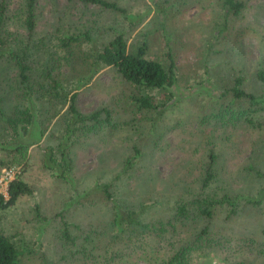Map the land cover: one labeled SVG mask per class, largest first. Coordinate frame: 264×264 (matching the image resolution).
Listing matches in <instances>:
<instances>
[{
  "label": "rangeland",
  "instance_id": "374dc122",
  "mask_svg": "<svg viewBox=\"0 0 264 264\" xmlns=\"http://www.w3.org/2000/svg\"><path fill=\"white\" fill-rule=\"evenodd\" d=\"M111 1L135 16L139 25L130 29L131 42L145 33L151 58L167 53L169 41L179 72L177 98L157 113L134 111L133 89L114 68L92 74L90 46L81 44L72 67L61 70L63 93L78 94L81 113L109 109L113 120L96 134L77 132L68 139L71 117L68 105L61 106L25 161L0 168V177L4 169L16 168L14 180L34 189V196L22 197L0 215V231L25 242L23 264H162L207 223L190 221L176 231L169 225L170 233L141 236L129 249L127 235L112 226L115 215L168 223L182 190L198 189L213 164L212 185L220 196L250 201L241 200L234 212L222 203L214 209L209 225L217 244L195 264H264V110L250 117L255 121L250 125L247 114H240L247 102L221 97L239 78L247 93L264 95L256 78L264 70V0H238L242 10L228 20L220 0ZM9 2L17 9L23 0ZM66 3L40 0L39 29L59 36L91 29L98 44L113 28L129 30V22L92 6L86 14L65 16ZM130 157L139 159L127 168ZM2 158L6 153L0 150ZM7 188L0 185V193L7 196Z\"/></svg>",
  "mask_w": 264,
  "mask_h": 264
},
{
  "label": "trees",
  "instance_id": "16d2710c",
  "mask_svg": "<svg viewBox=\"0 0 264 264\" xmlns=\"http://www.w3.org/2000/svg\"><path fill=\"white\" fill-rule=\"evenodd\" d=\"M39 1L23 0L19 8L10 9L9 0H0V150L6 153V159H0V168L11 167L10 165L25 161L28 150L41 142L47 123L58 117L61 106L68 105V115L71 117L68 139L77 132L86 135L90 132L91 135L96 134L100 128L112 122V112L109 109L83 114L77 106L78 94L63 93L61 70L72 67L75 49L81 44L90 46L88 57H91L92 74L98 73L104 67L114 68L123 81L133 89L136 94L132 98L134 111L157 113L165 110L177 98L174 90L178 87L179 72L169 41H166L167 53L159 59L151 58L145 33L138 34L136 41L131 42L130 29L134 30L139 24L133 22L135 16L120 3L111 0H67L63 12L65 16L73 15V11L86 14L90 12L92 6L116 14L129 22V27L126 28L129 30L113 28L109 34L110 38L98 44V37L91 33V29L86 32L66 31L67 33L64 32L61 36L58 32L54 35L47 30H40L42 14L39 10ZM220 1L223 11L227 10V16H223L224 20H228L231 14L238 15L242 10L243 5L238 0ZM79 6H82L81 10L78 9ZM167 12L157 13L156 18L162 15L164 18ZM160 23L164 24V20ZM61 49L64 55L61 54ZM256 78L264 86V70H260ZM242 83L241 78L237 79L234 87L223 91L221 97L225 98L231 94L234 100L240 102L239 104L247 102L249 107L242 109L240 114L242 116L247 114L245 118L247 122L255 125L254 117H250L264 110V95L247 93L242 88ZM153 92L159 94L160 98L152 95ZM45 114L48 115L46 119ZM73 123H76V126H73ZM135 151L136 156L140 157V152ZM62 156L65 163L67 154L63 150ZM133 160L130 157L124 166L128 168L133 164ZM136 168L140 171L141 163L137 164ZM215 177L214 165L210 164L197 190L192 187L182 190V196L176 202L177 206L172 211L168 223L163 219L155 221L154 218L145 221L140 215L136 218L133 213H127V219L122 220V214L117 213L112 226L119 230V235L123 233L127 235L128 247L131 249L133 242L141 236H164V233H170L167 229L169 225L176 231L178 225L190 221H205L207 225L196 233L191 241L162 262L195 264L198 258H206L210 254V247L217 244L211 236L209 225L214 216V209L222 203L228 205L234 212L241 200L250 201L239 196L231 198L228 193L220 196L222 192L212 185ZM109 190L110 186H107L105 192L110 196ZM186 191L189 194L187 199ZM26 196H34V189L17 177L9 183L8 196L0 193V215ZM38 213L40 215V211ZM68 231L69 228L66 235ZM119 235L116 239H120ZM142 244L146 246L144 241ZM25 248L24 241L0 231V264H23ZM91 249H95L94 243L91 244ZM83 253H87V249H84Z\"/></svg>",
  "mask_w": 264,
  "mask_h": 264
},
{
  "label": "built area",
  "instance_id": "2783aa9c",
  "mask_svg": "<svg viewBox=\"0 0 264 264\" xmlns=\"http://www.w3.org/2000/svg\"><path fill=\"white\" fill-rule=\"evenodd\" d=\"M17 174L16 168L4 169L2 172V176L0 177V185H7L9 187V183L14 180V177ZM7 196H8V188H7ZM4 195V194H3ZM6 196V195H5Z\"/></svg>",
  "mask_w": 264,
  "mask_h": 264
}]
</instances>
